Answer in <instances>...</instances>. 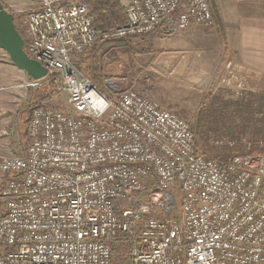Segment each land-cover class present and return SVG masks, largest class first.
<instances>
[{
	"label": "built area",
	"instance_id": "obj_1",
	"mask_svg": "<svg viewBox=\"0 0 264 264\" xmlns=\"http://www.w3.org/2000/svg\"><path fill=\"white\" fill-rule=\"evenodd\" d=\"M88 1L37 0L25 17L23 50L67 108L33 107L29 145L0 157V264H111L118 237L130 264H264V156L203 158L183 119L76 66L99 37L209 28L208 0H126V22L103 30ZM218 84L253 92L231 62Z\"/></svg>",
	"mask_w": 264,
	"mask_h": 264
},
{
	"label": "rangeland",
	"instance_id": "obj_2",
	"mask_svg": "<svg viewBox=\"0 0 264 264\" xmlns=\"http://www.w3.org/2000/svg\"><path fill=\"white\" fill-rule=\"evenodd\" d=\"M120 2L124 5L126 0H120ZM0 5L13 17L22 20L20 30L23 35L25 17L36 9L37 0H0ZM179 31L181 30H177L175 33ZM175 33L160 34L155 32L146 36L144 41L148 43L147 51L141 54L129 52H107L104 54L102 60L106 74L105 86L107 87L105 94L111 95L114 90L132 88L149 96L160 107L183 119L189 126L194 110L203 101L205 95L211 89L221 86L212 83L209 87H199V50L196 47L190 51L181 49L170 53L173 43L166 38ZM86 54H83L77 61L80 68L90 61ZM217 76L221 77L220 74ZM7 91L0 92L8 94ZM14 95H17V98H20L19 95H21L22 103L18 109L23 108L27 116L23 117L19 113L13 114L4 124L3 129H0V157L19 156L29 145L30 138L26 123L30 117H28V112L32 102L36 101L39 106L55 109L63 108L65 110L67 108L65 94L62 91H57L54 87L50 88L46 83H40L36 89H27L25 93L17 92ZM24 100H27V104ZM175 208L178 209V204Z\"/></svg>",
	"mask_w": 264,
	"mask_h": 264
},
{
	"label": "trees",
	"instance_id": "obj_3",
	"mask_svg": "<svg viewBox=\"0 0 264 264\" xmlns=\"http://www.w3.org/2000/svg\"><path fill=\"white\" fill-rule=\"evenodd\" d=\"M213 22L218 24V11L212 0H208ZM88 10L93 25L97 30L108 29L126 22L125 6L120 0H89ZM21 19L13 20L17 32L21 33ZM147 35L126 39L98 38L95 45L84 54L89 63L83 68H77L89 78L103 93L105 86V69L102 56L107 52H129L132 54L147 51L148 43L144 41ZM52 88L50 77L40 79ZM109 91V90H108ZM111 92V91H110ZM39 106L32 102L28 116L33 107ZM196 151L203 157L227 163L233 157L264 156V92H248L235 96L227 88L211 89L203 101L194 110L189 122ZM131 246L121 238L111 243V264H130Z\"/></svg>",
	"mask_w": 264,
	"mask_h": 264
},
{
	"label": "crops",
	"instance_id": "obj_4",
	"mask_svg": "<svg viewBox=\"0 0 264 264\" xmlns=\"http://www.w3.org/2000/svg\"><path fill=\"white\" fill-rule=\"evenodd\" d=\"M212 2L218 11V24L213 22L209 28L189 26L177 33L175 31L166 38L173 43L170 53L181 49L190 51L197 47L199 87L218 84L220 78L217 75L222 76L225 63L231 62L246 77L253 91L264 92V0ZM155 32L163 34L159 30ZM27 79L25 72L15 67L0 49V91L8 90L13 94L0 92V129L13 114L27 116L23 108L18 109L22 103L21 95L20 98L14 95L26 92L19 85ZM24 102L27 104V100Z\"/></svg>",
	"mask_w": 264,
	"mask_h": 264
},
{
	"label": "water",
	"instance_id": "obj_5",
	"mask_svg": "<svg viewBox=\"0 0 264 264\" xmlns=\"http://www.w3.org/2000/svg\"><path fill=\"white\" fill-rule=\"evenodd\" d=\"M14 17L0 5V49L4 51L11 63L32 80L43 79L47 70L30 59L23 50V40L13 23Z\"/></svg>",
	"mask_w": 264,
	"mask_h": 264
}]
</instances>
